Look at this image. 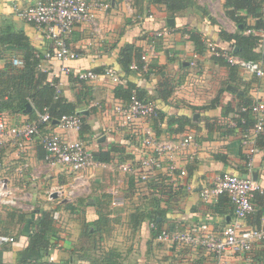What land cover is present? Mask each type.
<instances>
[{
  "label": "crops",
  "instance_id": "crops-1",
  "mask_svg": "<svg viewBox=\"0 0 264 264\" xmlns=\"http://www.w3.org/2000/svg\"><path fill=\"white\" fill-rule=\"evenodd\" d=\"M106 1L109 7L94 10L93 22L76 24L67 37V46L77 56L65 60L43 58L41 70L46 72L48 80H56L59 94L85 116L88 130L83 131L82 139L87 148L92 154L99 149H111L112 158L105 162L106 167L87 169L82 178L83 185H77L73 180L74 173L45 161V152L37 138L21 145L14 140L4 142L0 180L17 198V204L0 202V234L14 238L13 242L0 246V264L20 262L18 253L26 247L33 220L43 210L51 212L57 231L52 237V245L40 254L42 264H210L206 250L198 249L194 253L188 246L160 241L146 222L134 229L128 217L135 206L150 205L151 198L156 197L157 203H153L164 213L157 217L162 220L161 226L184 229L207 221L209 227L220 230L234 217L228 196L222 194L219 200L208 203L201 200L199 193L203 185L210 184L224 171L241 177L251 174L255 178L259 190L254 199V211L242 222L251 227L264 219V149L256 144V138L257 152L253 153L249 167V156L241 145L242 134L248 129H243L245 122L239 115L243 108L241 96L248 95L254 100L264 87V79L237 66L231 74L229 66L216 61L205 45L206 40H213L220 48L232 46L219 36L220 30L234 33L239 28L226 13L227 0H191L189 6L177 9L172 16L162 2L130 0L126 6L118 0ZM34 2L0 0L2 74L9 64L14 65L12 57L23 60L26 53L44 54L56 48L43 29L17 15V8ZM240 14L245 16L243 11ZM245 21L250 26L256 24L255 18L249 15ZM163 28L171 29L169 36H152L155 30ZM189 32L199 35L203 44L200 51ZM126 44H131L139 56L152 49L145 62L147 69H131V64L138 65L135 60L129 63L127 71L121 67V48ZM257 50L264 53V43ZM138 61L141 66L144 64L141 58ZM62 65L69 66L71 73L61 71ZM108 69L113 70L117 81L104 75ZM80 70H92L99 77L79 80L74 73ZM127 83L134 84L143 99L159 105L161 122L157 126L160 131L152 126L159 137L176 138L185 132L195 134V142L185 149L184 155L176 156V171L186 170V186H169L165 167L159 171L165 180L160 185L152 181L136 183L133 175L118 170V163L136 160L141 155L135 136L119 125L114 111L115 104L126 100L115 96V87H126ZM6 97L4 95V99ZM214 99L217 103L211 106ZM30 108L34 118L36 109L32 104ZM28 112L26 109L23 112L3 110L0 114L7 123L20 124L30 120ZM51 130L66 134L69 139L81 137L80 131H66L56 124H52ZM105 181L107 186H102ZM73 182L74 190L71 189ZM91 183L95 184L94 188ZM56 187H62L64 192L57 193ZM113 187H118L119 191L133 190V204L125 218L126 211L122 212L120 219L123 222L115 220L118 207L111 206L110 190ZM53 193L57 196L52 197ZM102 194L109 196L107 224L96 225L91 223L98 218V204L94 199L95 195ZM92 199L94 203L91 204ZM128 205L123 200L120 208L125 209ZM248 255L233 252L225 254L224 258L227 264H264V242L254 244Z\"/></svg>",
  "mask_w": 264,
  "mask_h": 264
},
{
  "label": "built area",
  "instance_id": "built-area-1",
  "mask_svg": "<svg viewBox=\"0 0 264 264\" xmlns=\"http://www.w3.org/2000/svg\"><path fill=\"white\" fill-rule=\"evenodd\" d=\"M128 5L130 0H118ZM109 3L106 0H35L34 3L17 8V15L26 22H31L40 29H43L46 36L54 41L56 48L46 51L44 59L56 58L57 60L72 59L77 53L71 51L67 46L66 39L72 33L75 25L81 22L94 21V10L107 9ZM260 28H251L244 31L245 34H253L264 43V6L261 10ZM171 29L163 28L152 33L154 38L167 37ZM206 50L212 56L222 58L230 65H235L244 72L250 73L257 78L264 79V68L260 61L244 59L234 55L231 48H219L213 40H206ZM152 52L143 51L141 60L144 64L140 67L145 70L148 67L145 62ZM197 57L195 54L194 57ZM14 65H22L23 60L12 57ZM42 63L38 64L41 69ZM131 69L138 70L136 64L130 65ZM43 70H45L43 68ZM47 70V69H46ZM60 70L71 73L69 66H60ZM79 80L94 79L99 75L92 70L77 71L74 73ZM104 75L117 81L118 78L112 69L104 71ZM246 108L243 107L242 111ZM254 117V123L248 132L243 133L241 145L249 156L248 165H251L253 153L257 152L254 138L257 134L264 133V87L260 89L259 96L254 99L250 107ZM114 111L117 114L120 126L127 128V131L135 136L138 142L140 157L136 160L123 161L118 163V170L133 175L138 183L152 181L160 185L165 183L159 171L166 168V182L172 188L186 186V170L176 171V156L185 153V149L195 142V134L185 132L176 138L159 137L152 128V120L157 119L159 105L153 100H142L132 91L130 97L125 101L115 104ZM82 115L79 111L69 114H62L53 120L47 108L39 111L36 109L35 117L21 122L20 124H9L5 117L0 114V155L2 144L14 140L19 145L25 144L37 138L45 152V161L51 166L61 165L69 172L74 173L75 183L83 185L84 172L89 168L106 167L104 161L93 158L92 152L87 148L82 137L69 139L66 134H60L51 130L50 122H55L58 127L66 131L79 132L82 125ZM75 183L71 189H75ZM69 191V194L72 193ZM259 190L257 181L249 174L241 177L235 173L224 171L217 174L208 185L200 188V198L204 202L216 201L222 194L228 196L233 207L234 217L227 222L220 230L209 227V222L200 221L184 229H162L158 234L160 241H168L177 246H188L194 253L198 249H204L210 255V264H227L224 255L233 252H245L250 256L254 244L264 242V219L257 226H245L242 220L254 211L253 196ZM57 193L64 192L62 187H56ZM112 195L111 206L118 207L123 204V198L118 187L110 190ZM0 202L16 205L17 198L11 195L2 180H0ZM148 227L155 228L154 222L148 223ZM14 238L9 235L0 234V246L13 242ZM16 264H40L35 260H29ZM201 264V263H199Z\"/></svg>",
  "mask_w": 264,
  "mask_h": 264
},
{
  "label": "trees",
  "instance_id": "trees-1",
  "mask_svg": "<svg viewBox=\"0 0 264 264\" xmlns=\"http://www.w3.org/2000/svg\"><path fill=\"white\" fill-rule=\"evenodd\" d=\"M155 3L162 2L166 9L169 11L170 15H174L177 9H184L191 4V0H152ZM263 0H227L226 6L227 15L236 22L238 29L234 33H227L224 30H220L219 36L231 43V52L234 55L240 56L244 59H251L255 61H264V53L257 50L261 46L259 38L256 35L251 33L245 34L246 29L251 28H260L261 23V10L263 6ZM245 12V16L241 15L240 12ZM252 16L256 20L254 26L246 24L245 17ZM189 36L193 39L197 51H200L203 47L202 42L199 41V35L193 32H189ZM220 48V47H219ZM236 48V50H234ZM23 58L22 66H14L9 64L7 66V71L0 73V112L3 110H10L12 112H23L26 109V104H32L33 107L39 111L47 108L50 112L52 119L55 120L60 117L62 114H69L76 112L74 105L67 101V99L59 94V91L56 86V80H48L46 72H42L38 68V64L43 59V55L40 52H30L26 53ZM140 56L137 54L136 50L134 52V47L131 44H126L121 48V58L119 63L121 67L127 71L129 63L135 60L138 63L140 68L141 63L138 61ZM216 61L222 62L229 66L231 74L236 70L235 65H230L226 61H223L222 58L215 57ZM264 68V66H263ZM134 89L138 98L143 99L141 93L136 91L134 84L127 83V86L117 85L114 90L116 97L122 99H128L131 94V90ZM6 91V92H5ZM169 94V91H168ZM6 95V99H4ZM241 107H245L244 111H241L240 120L243 118L245 124L243 129L247 131L250 129L254 123V117L251 112L250 107L253 105L254 100L249 98L248 95H242ZM217 103V99H214L210 105ZM30 115L29 119L33 118V109L31 108L27 113ZM83 113L81 112V115ZM159 114L157 119L152 120L153 128L160 129V119ZM85 116L82 115V125L80 128V135L82 137L83 131L88 130V124L85 121ZM50 124H55V122H50ZM181 129V128H180ZM157 130V131H158ZM160 131V130H159ZM257 138V145L264 149V133L257 134L254 138ZM118 149V148H117ZM112 151L111 149L102 150L99 149L96 152H93V158L99 161L108 162L111 158ZM224 161V160H223ZM237 175V174H236ZM239 176V175H238ZM136 183L135 178H133ZM151 181H148V184ZM151 185V184H150ZM257 191L254 193V199L257 196ZM150 205L139 204L134 207V210L129 214L128 222L134 229L140 228L143 222L147 223L154 222L155 228H151L150 231L154 234L155 237L158 236L162 229H174L161 226L162 220L158 219V216L162 217L163 211L157 207V198L152 197ZM93 200V199H92ZM97 200L98 208L97 214L98 218L95 221H91L93 224H107L108 209L110 206L109 196L102 194L100 196L95 195ZM94 200L91 202L94 203ZM219 200V199H218ZM154 202V203H153ZM33 228L28 237L26 247L18 253V261L25 262L29 260H35L36 262L41 263L39 260L41 252L47 250L52 245V237L56 235L55 221L52 217V214L48 210H43L40 212L38 217L33 220ZM202 249V248H201ZM199 264V263H198Z\"/></svg>",
  "mask_w": 264,
  "mask_h": 264
},
{
  "label": "rangeland",
  "instance_id": "rangeland-1",
  "mask_svg": "<svg viewBox=\"0 0 264 264\" xmlns=\"http://www.w3.org/2000/svg\"><path fill=\"white\" fill-rule=\"evenodd\" d=\"M128 161H129V160H127V162H128ZM116 175H117V173H116ZM109 183H111V182H109ZM101 184H102V186H107V185H106V181H105V182H102ZM111 184H112V183H111ZM91 185H92V188H94L95 184H92V183H91ZM82 187H83V186H82ZM86 191H87V190H86ZM120 193L123 195V196H122V197H123V200H124L125 203L127 202V205H128V202H130L129 205L127 206V208H125V209H121V208H120L121 205H120V206H118V208H117L118 210L115 211V214H116V216H117V217L115 218V220L118 221V222H123V221L120 219L121 216H123L122 212H123V211H126V213H125L126 215L124 216V218H125V217L128 215V213H129L127 210H128L129 208H131V206H132V204H133V203L131 202V197H132L133 190L130 191V192L127 191V190H121ZM72 196H73V195H72ZM76 198H77V197H76ZM124 205H125V204H124ZM114 209H116V208L114 207ZM120 220H121V221H120ZM105 235H106V234H105ZM97 236H98V234H96L95 239H96ZM103 246H106V247H107L108 245H103ZM100 248H103V247H100ZM108 248H109V247H108ZM104 250H105V249H104ZM100 251H101V250H100ZM97 254H99V253H97Z\"/></svg>",
  "mask_w": 264,
  "mask_h": 264
},
{
  "label": "water",
  "instance_id": "water-1",
  "mask_svg": "<svg viewBox=\"0 0 264 264\" xmlns=\"http://www.w3.org/2000/svg\"><path fill=\"white\" fill-rule=\"evenodd\" d=\"M235 50H236V48H234ZM31 108H30V104H27L26 105V110H30ZM255 179V178H254ZM55 196H57V193H53L52 194V197H55Z\"/></svg>",
  "mask_w": 264,
  "mask_h": 264
}]
</instances>
